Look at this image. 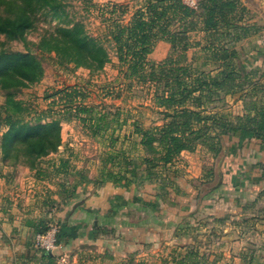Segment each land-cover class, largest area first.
Here are the masks:
<instances>
[{"label": "rangeland", "instance_id": "374dc122", "mask_svg": "<svg viewBox=\"0 0 264 264\" xmlns=\"http://www.w3.org/2000/svg\"><path fill=\"white\" fill-rule=\"evenodd\" d=\"M184 1L191 5L188 0ZM195 1L196 4L191 7L198 6L197 3L200 0ZM145 3L146 0H66L64 19L68 22L82 21L92 35L102 40L110 53V62L102 70L94 72L86 68H77L71 63L60 64L54 53H43L38 49L37 44L41 36L51 32L56 25H59L61 23L59 19L42 15L37 28L27 34V45V42L25 41V43L20 38L9 39L4 35L0 36V51L2 48L15 52H26L27 49H31L42 60L44 66V76L39 83L32 84L27 88L11 89L15 93L16 99L22 101L24 108L23 111L14 113L15 119L32 123L38 121V118L42 116L46 122L52 118H61L62 126V142L58 151L43 158L34 169L23 164L16 166L11 159L10 162H4L2 160L4 153L0 150V174L7 175L8 180L13 177L11 181L13 188L20 187L19 183L26 178L25 171L18 170V172V167H26L33 173V177L41 178V183L32 179V183H27L26 188L37 189L38 197H41L40 200L44 204L49 203V198H53L52 191H55L57 184H69L76 177V174L74 175L72 172L77 173L89 166V163L86 162L88 159H96L98 163H102L104 167L102 172L111 167L115 173L121 176L125 175L120 172V169L123 168L122 172L129 174L125 175L126 182L129 177H134V174L137 173V155L143 156L145 152L143 149L139 151L141 147L138 145L139 138L134 133L135 127L138 124L149 128L165 123L163 115L165 109L157 104V93L164 89V83L160 80L177 73V71H173L176 69L174 65L167 66L162 70L163 75L155 73L151 76L150 81L141 82L135 77L128 76L127 66L119 61L116 45L109 36L110 27L114 22L129 23ZM243 17L244 22H247L245 14ZM234 34L230 38H221L216 44L220 43V46L231 47L238 52L236 62L238 65L245 64L246 72L253 71L249 77L252 78V83L237 94L214 96L211 107L215 112L225 114L228 119L236 121L238 117L246 113L245 103L257 99L263 94L261 92L255 94L252 91L255 83L264 84L260 79L264 67L260 65L262 62L260 54L262 53L252 55V52L249 51L261 48L258 41L259 34L252 30L249 36L242 37L240 40L236 39ZM189 36L191 42H201L200 46L190 48L187 53L191 68L207 73H217L220 70L221 62H215L213 58H210L213 50H204L203 47L207 44L205 34L192 30L189 31ZM171 57H177V54L173 52L171 43L163 40L156 44L148 59L151 65L160 66L167 58ZM258 58L257 62H252ZM66 90H68L67 93H57ZM73 90H76L77 93H74ZM6 100L7 90L0 89V106L5 104ZM83 109L89 111L83 112ZM0 115L5 117V114L0 113ZM103 115L106 117L103 120L92 119V117L101 118ZM105 125L108 126L106 133H104ZM6 130L7 127L2 125L0 135ZM230 137L232 136L226 135L222 138V151L219 154L221 157L220 167H216L218 173H222V175L217 174L215 168L211 167L212 159L209 158L211 153L208 154L203 145L197 147L202 151L200 155L205 163L201 178H206V181L199 180L196 184L199 193H206L204 200L201 199L199 193L196 197L200 205H206L203 208L206 210L202 213L199 210L197 215L195 211L181 226L175 229L167 228L160 242L146 245L139 251L116 250L111 245L103 252H95V247L83 245L74 248L71 253H87L92 250L95 257L101 255L100 259L98 257L87 261L86 264H120L129 260L130 257H134L136 261L144 260L149 264H178L180 254H186L193 250L199 253L198 259H195L198 264H231L228 238L225 235V229L229 228L227 223L240 224H236L237 229L234 228L235 231L239 230L237 237L251 238L253 235L260 234V228H257L256 224L264 223V189L259 192L260 201L246 208L243 207V204L234 205L229 201V199H234V194L223 195L227 188L233 192L236 188L245 190V186L249 182L246 180L245 158L251 145H259V142L252 140H241L236 136ZM120 150L126 152L128 159L132 160L131 164L125 166L116 156ZM222 158L225 159L223 163ZM234 158H237V162L240 161L238 167L231 165ZM77 159L86 163L78 168ZM69 160L70 165L67 167L63 161ZM114 162L117 164L114 165ZM57 171L64 175L56 177ZM215 191L219 193L216 205L213 203L214 198L209 196L211 192L215 193ZM211 205L212 207H210ZM214 208L219 211L217 214ZM249 223L255 224L250 225ZM45 225L57 226L59 229L57 222ZM231 227L233 228V226ZM115 236L113 238H116ZM110 237L112 238V235ZM225 237L226 240H224ZM249 251L250 248L246 250V252ZM79 258L81 257L79 256ZM86 258L89 260L90 256ZM101 258L103 259L101 260ZM77 264H80L78 257Z\"/></svg>", "mask_w": 264, "mask_h": 264}, {"label": "trees", "instance_id": "16d2710c", "mask_svg": "<svg viewBox=\"0 0 264 264\" xmlns=\"http://www.w3.org/2000/svg\"><path fill=\"white\" fill-rule=\"evenodd\" d=\"M197 5L196 8L191 7L184 0H146L144 7L137 11L129 23L114 22L109 30L119 61L127 66L128 76L141 82L150 81L155 73L163 75L165 67H176L173 69L177 71L175 75L160 80L164 83V89L157 93V104L165 109V123L149 128L137 124L134 130L139 138L138 145L145 152L142 160L146 166V177L141 182L158 181L162 189L171 184V179L169 181L164 176L169 166L174 165L184 151L193 152L199 145H203L207 152L217 157L222 151V138L226 135L241 140L264 141L263 83L254 84L252 92L263 94L245 103L246 113L236 121L215 112L211 107L214 96L237 94L252 83L249 77L253 71L246 72L245 64L238 65L236 62L238 52L231 47L216 44L221 38H230L233 33L240 40L249 36L252 30L257 31L254 26L244 22L243 15L247 13V8L241 4V0H200ZM42 15L59 19L61 23L41 36L37 44L40 52L54 53L60 64L71 63L77 68L93 72L102 70L110 62L107 47L100 38L88 31L82 21L68 22L64 19L66 0H0V36L20 38L25 42L27 34L37 28ZM192 30L205 34L207 44L204 50H213L210 58L221 62L217 73L193 70L189 65V49L201 44L200 41L191 42L189 31ZM163 40L171 43L177 57L167 58L160 66L151 65L148 56L156 44ZM43 76L42 60L31 49L26 52L1 49L0 89L7 90L6 103L0 106V113L5 114L4 118L0 115V133L2 125L7 127L0 135L4 162L11 159L16 166L23 164L34 169L43 158L56 153L61 145V118H52L46 122L42 116L38 121L30 123L14 117V113L24 108L22 101L16 99L11 89L27 88L39 83ZM73 92L77 93L76 90ZM93 118L103 120L106 117ZM107 128L105 125L104 133ZM116 154L125 166L131 164L132 160L128 159L125 151L120 150ZM118 176L110 167L101 173V182L117 183L123 178L122 175ZM127 180V184H130L136 182L137 177L134 175ZM36 228L38 233H47L51 226L38 223ZM77 237L78 228L59 223L57 245ZM43 252L44 259L52 264L54 256ZM198 256V252L190 250L179 255L178 264H198L195 262ZM120 264L149 263L130 257Z\"/></svg>", "mask_w": 264, "mask_h": 264}, {"label": "crops", "instance_id": "0c3cea01", "mask_svg": "<svg viewBox=\"0 0 264 264\" xmlns=\"http://www.w3.org/2000/svg\"><path fill=\"white\" fill-rule=\"evenodd\" d=\"M241 4L247 8L246 24L254 26L258 37L262 39H258L261 48L249 51L252 55L262 53L260 65L264 67V0H241ZM258 60L259 58L252 62ZM260 79L264 82V72ZM252 141L259 142V145H251L245 158L246 180L249 181L245 190L236 188L235 193L227 188L223 194H234V199L229 201L234 205L243 204L245 208L260 201L259 192L264 189V141ZM140 149L142 150L139 148V151ZM200 153V149L194 152L184 151L180 159L169 166L164 176L168 180L171 179V184L165 189L161 188V182L158 181L141 182L146 177V166L140 155H137V173L134 174L137 181L130 184L126 182L125 175L129 174L125 172H122L125 175H122L123 178H119L117 183L101 182L104 168L102 163H98L96 159H88L86 162L89 166L77 173L72 172L76 177L69 184H57L55 191L52 189L53 198H49V203L45 204L40 200L41 197H38L37 189L26 188L27 183H32V179L41 183V178L37 180L29 169L18 167L17 171H25L26 178L16 189L11 186L13 177L8 180L7 175L0 174V264H49L43 257L44 252L35 246L38 223H66L78 228L77 238L63 241L52 252H48L54 256L52 264H77V257L80 264H86L87 261L98 257L100 259L101 255L95 257L94 251L103 252L111 245L116 250L128 249L133 252L146 245L157 244L162 240L167 228L175 229L195 211L198 215L206 210H203L206 205H200L199 200H196L199 193L197 181H206V178H201L205 163ZM209 158L212 159L211 167L219 174L216 167H220L221 157L209 154ZM236 160L237 158H234L231 165L238 167L240 161ZM76 161L79 163L78 168L86 163L80 159ZM224 161L225 159L222 163ZM63 163L69 167L70 160ZM62 175V172L57 171L56 177ZM217 194L219 193L215 191L209 195L214 198V205L218 199ZM200 195L204 200L206 193H199ZM218 212L216 211V214ZM227 224L229 228L224 231L228 238L231 264H264V223L256 224L257 228H260V234L251 238L237 237L239 230L235 231L234 228L236 224L240 225L239 223ZM83 245L93 246L95 250L71 253L74 248ZM248 248L250 251L246 252ZM87 256H90L89 260Z\"/></svg>", "mask_w": 264, "mask_h": 264}, {"label": "built area", "instance_id": "2783aa9c", "mask_svg": "<svg viewBox=\"0 0 264 264\" xmlns=\"http://www.w3.org/2000/svg\"><path fill=\"white\" fill-rule=\"evenodd\" d=\"M190 6L195 5V0H188ZM58 231L57 226H53L47 233H38L35 239V246L38 249H41L46 252H52L58 245L56 234Z\"/></svg>", "mask_w": 264, "mask_h": 264}]
</instances>
